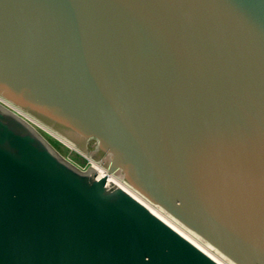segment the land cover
I'll return each mask as SVG.
<instances>
[{
  "label": "water",
  "instance_id": "1",
  "mask_svg": "<svg viewBox=\"0 0 264 264\" xmlns=\"http://www.w3.org/2000/svg\"><path fill=\"white\" fill-rule=\"evenodd\" d=\"M110 176L264 264V0H0V264H220Z\"/></svg>",
  "mask_w": 264,
  "mask_h": 264
},
{
  "label": "bare ground",
  "instance_id": "2",
  "mask_svg": "<svg viewBox=\"0 0 264 264\" xmlns=\"http://www.w3.org/2000/svg\"><path fill=\"white\" fill-rule=\"evenodd\" d=\"M64 142V141H63ZM70 147L74 148L72 144H69L65 142ZM84 155V154H83ZM86 156V155H84ZM87 157V156H86ZM88 158V157H87ZM98 169H100L103 173H105V170L101 168V166L97 165L96 163H93ZM112 180H115L117 183H119L122 187H124L126 190H128L130 193H132L137 199H139L141 202H143L148 208L151 209L152 212H154L158 217H160L162 220H164L166 223H168L170 226H172L174 229H176L179 233H181L183 236H185L187 239L192 241L195 245H197L200 249H202L204 252H206L208 255H210L212 258H214L216 261H218L220 264H230L229 262H226L222 256H218L211 252L208 245L203 244L198 240L197 237H195L191 232L180 226L174 219H172L169 215H167L165 212H163L161 209H159L157 206L152 205L150 202L139 196L136 192L132 191L129 187L124 185L123 183L117 181L113 176H110Z\"/></svg>",
  "mask_w": 264,
  "mask_h": 264
},
{
  "label": "rangeland",
  "instance_id": "3",
  "mask_svg": "<svg viewBox=\"0 0 264 264\" xmlns=\"http://www.w3.org/2000/svg\"><path fill=\"white\" fill-rule=\"evenodd\" d=\"M38 129L56 146V148L72 162H74L79 167L85 169L87 168L92 161L84 156L82 153L78 152L74 148L67 145L65 142L57 138L55 135L51 134L48 130L34 123ZM211 252L216 254L212 249ZM217 255V254H216Z\"/></svg>",
  "mask_w": 264,
  "mask_h": 264
}]
</instances>
